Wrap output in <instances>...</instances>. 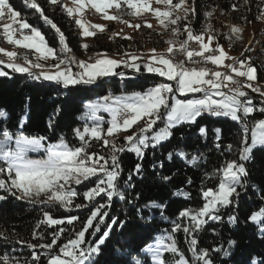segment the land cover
Returning <instances> with one entry per match:
<instances>
[{"label": "snow or ice", "instance_id": "obj_1", "mask_svg": "<svg viewBox=\"0 0 264 264\" xmlns=\"http://www.w3.org/2000/svg\"><path fill=\"white\" fill-rule=\"evenodd\" d=\"M22 2L38 20L55 31L60 47L58 50L49 47L41 30L31 25L10 0H0V36L8 45L14 46L12 51L0 47V54L7 58H0V77L11 79L10 73L24 74L34 82H49L65 90L76 86L100 87L98 82H104L105 78H144L145 73L164 78V81H153L144 91L130 94L113 95L109 92L95 102L84 104V111L78 119L85 123L82 128L73 129V136L79 142L75 146L70 145L63 134L56 142H50L47 136L25 133L24 126L30 118V97L15 132L7 127L9 113L0 109V193H3L0 194V202L11 197L15 201L41 206L42 218L35 225L32 240L43 241L45 233L53 226H72L71 231L67 227H58V230L48 233L50 243H33L24 239L13 241L6 230H0V241L15 243L29 250L26 257L15 248L0 250V264H217L218 259L224 264H264V259L255 255L238 261L235 258L237 241L234 239L227 241V247L221 243L206 248L199 242V235L204 231L210 230L213 237H218L220 233L212 225L223 226L225 223L234 230H238L241 224L244 227L251 224L256 234L264 239V195L260 194L264 187L250 182L247 167L254 162V153L264 150V118L255 119L256 114L264 117V84L258 81V67L252 56L245 55L255 51L250 45L256 41L249 40V46L240 57H232L220 42L225 36L230 42L242 41L244 28L231 25L227 34L220 33L209 22L214 15L213 8L205 12L206 23L197 30L196 0H177L176 3L173 0H156L157 4L165 6L163 11L159 7H151L148 0H45L53 12L60 11L70 18L81 30L78 35L84 38L106 30V25L91 24L83 18L93 9L102 13L107 21L125 24L128 21L122 20L123 15L141 17L151 11L163 31L171 33L172 38L165 41L168 47L162 53H158L156 48H152L151 55L147 56L124 51L118 52L120 58L117 59L97 52L86 60H78L72 55L64 32L45 14V7L39 0ZM241 8L250 12L251 0L230 5L233 12ZM256 9L255 19L264 20V0H258ZM109 10L115 14H110ZM220 14L224 15V12ZM241 19L248 24L253 23L247 15ZM142 25L152 28L147 18L142 23L129 24L134 30ZM158 34L163 35V32ZM117 35L120 32L113 33L109 39ZM181 36L184 38L179 39ZM122 38L133 39L131 36ZM81 47L87 51L90 45L84 43ZM15 49L30 50L38 55L34 61L27 52ZM49 58L55 63L47 67L54 71L44 70L46 65L40 62ZM189 94L192 98H187ZM60 111L57 107L49 114L47 127L50 132ZM101 112L107 113L109 118L106 120L98 115ZM205 115L234 122L238 126L235 132L238 146L234 147L233 143L225 146L222 129H212V150L226 158L219 168L203 173L204 181L217 183L214 188L205 189L202 182V207L181 210L176 219L170 221L171 230L155 237L154 243L143 249L131 244L127 245L126 251L124 245L118 249L119 240L109 245L114 234L123 235L130 225L152 229L157 214L161 220L169 219L165 215L166 204L155 201L140 203L141 193L135 191L136 182H142L148 171L162 182H170L171 175H162L165 160L154 161L148 169L145 168L144 160L149 150L154 156L155 150L171 141L175 129L197 126ZM195 135L207 141V125H199ZM180 138L185 139L183 134ZM118 140L122 142L118 143ZM97 147L101 151H96ZM125 153L134 154L137 161L126 177L121 166V157ZM202 155H192L189 159L185 150L176 148L168 151L165 159L169 164L179 160L186 166H195ZM227 155L235 158L228 159ZM192 183L189 177L187 184ZM249 189L259 197L262 206L241 221L232 210L239 207L242 195ZM172 195L188 198L190 193L178 189ZM77 197H82V200L75 202ZM97 197L106 198V202L100 203ZM116 202H124L134 213V220L127 212L123 217L110 215ZM73 208L87 209L89 214L84 221L76 215L64 218L52 215L53 209L71 211ZM225 209L230 211L226 214ZM78 221L81 226L77 230L75 222ZM42 227L44 231H37ZM66 232L68 239L58 244ZM179 232L184 234L190 257L178 247L175 237ZM57 248L58 252L55 251ZM141 251L146 254L143 260L139 258Z\"/></svg>", "mask_w": 264, "mask_h": 264}, {"label": "trees", "instance_id": "obj_2", "mask_svg": "<svg viewBox=\"0 0 264 264\" xmlns=\"http://www.w3.org/2000/svg\"><path fill=\"white\" fill-rule=\"evenodd\" d=\"M14 8L21 12L22 16L27 21L38 27L49 47L59 49L58 37L55 31L50 26L45 25L41 20H38L33 12L25 7L22 0H10ZM40 4L45 7V14L53 19L54 23L64 32L67 38L68 46L72 49V53L82 52L79 41H81L78 35L79 28L70 21L64 13L60 11L53 12L50 6L46 5L45 0H39ZM242 3V0H196V7L198 12V20L195 23V28L199 30L205 23L203 13L210 9H217L223 11L233 21L239 24H246L247 22L242 20L241 17L247 15L248 20L251 18V14H257L256 4L258 0H251V11H247L241 8L238 12L230 10L231 3ZM112 27V25H111ZM109 26V30L112 28ZM106 34H98L94 36L93 40L89 42L90 48L86 51L90 55L101 52V53H117L118 48H122L121 40L114 39L111 43L105 39ZM184 36H182V39ZM161 41V40H159ZM4 39L0 36V44H4ZM222 44L231 46L234 51L237 52L236 47L230 42L227 37L221 39ZM161 42L153 41L154 48L162 47ZM112 45V46H111ZM113 45H116L113 47ZM18 52H27L30 59L36 60L34 54L30 50L19 49ZM245 55H249L245 53ZM241 56V54H240ZM239 56V57H240ZM3 57V56H0ZM258 67V79L260 82H264V60L260 55L252 58ZM18 62L23 63L22 60ZM41 63L50 65L55 61H40ZM6 71H10L5 69ZM35 71H40L36 69ZM11 79L6 77H0V109H6L9 113L7 120V127L12 132L17 130V125L20 116L24 112L25 103L27 98L30 97V118L28 123L24 126V131L29 136H47L50 142H56L60 134L65 136V139L70 145H78V140L73 136V129L84 125V121L78 119L84 111V104L92 103L99 98L107 95L111 92L113 95H119L122 92H133V91H144L147 86H151L153 81L160 82L164 81L163 78L157 77L154 74H144V78L137 77L136 79L120 80L119 78H105L104 82L100 83V87L96 85L91 86H76L75 89L65 90L56 85L50 84L49 82H34L28 79L24 74L10 73ZM128 75L132 73L129 71ZM251 94V93H250ZM255 96L254 94H252ZM57 107L61 109L59 115L56 117L54 122L53 130L50 132L47 127V119L49 114L52 113ZM98 115L104 116L107 120V113H98ZM264 118L260 114L255 115V119ZM199 125H207L209 129V139L204 141L198 139L195 135L196 128ZM135 127V126H134ZM219 127L222 129V139L226 146L228 143H233L234 147L238 146V141L235 137L237 125L231 122L227 118H212L205 115L199 120L197 126L188 128L186 126L179 127L174 130V136L170 142H166L162 147L155 150V155H152L151 150L147 154L144 160V166L146 169L149 168L150 164L154 161L165 160V167L162 170V175H171L172 180L168 183L162 182L158 177L148 171L142 182L137 181L135 191L141 193L140 203L146 201H155L157 203L166 204L165 215L169 217L167 221L161 220L159 215H156V220L153 224L152 229H144L140 227H132L131 225L123 235L114 234L112 239L108 242L109 245L115 244L117 240L120 241L116 247L119 249L121 245L125 246L131 244L133 246L143 249L150 244L154 243V238L164 233L166 230L170 231L172 224L170 221L175 220L179 212L185 208H199L202 207L203 200L200 196V188L202 186L207 189L208 187H215L217 183L214 180L204 181L203 173L205 171L212 172L215 168H219L226 157L221 156L218 152L212 150V129ZM131 131V130H130ZM181 134L184 135L185 139L181 140ZM122 142L118 140V143ZM180 148L188 153L189 159L192 155H200L201 159L195 166H186L179 160H175L169 164L166 161V155L168 151ZM101 151L99 147L95 149ZM106 154V153H105ZM255 160L252 163L247 164V167L251 176V183H254L258 187H264V150H257L254 153ZM228 159L235 158V156L227 155ZM136 158L132 153H125L121 157V166L124 170L125 177L129 170H131L135 163ZM191 177L193 180L192 185L187 184V179ZM122 186V182H121ZM78 190H82L80 186H77ZM178 189H183L190 193L188 198L183 196L174 197L172 193ZM86 190V189H83ZM3 194V193H0ZM127 194V193H126ZM264 195V191L260 193ZM82 197H77L75 202H80ZM97 201L105 203V199L97 197ZM262 206V202L259 197L254 193L252 189H249L247 194L242 195L239 207L232 210L235 211L240 220L243 221L252 211L259 210ZM41 206H33L23 201H15L14 198L9 197L6 201L0 202V230H6L10 235V238L15 241L16 239H24L26 241H32L33 243L38 242H51V236L48 234L53 230H58V227H67L69 231L72 230V226L62 225L53 226L49 228L45 233V239L43 241L32 240V233L35 229V225L42 218V212L40 211ZM158 211V210H157ZM227 214L230 210L225 209ZM127 212L130 219L134 220V213L128 208L124 202L114 203L110 215H120ZM87 209H72L71 211L65 209H53L52 215L54 218H64L69 215H76L80 217V221H84L88 215ZM81 226L80 222H75V227L78 230ZM218 229L220 235L213 237L210 230L204 231L199 235V242L201 247L211 248L218 244L223 243L227 247V241L234 239L237 241V247L235 249V258L238 261L249 259L251 256H259L264 259V239H261L255 231L253 225L249 224L244 227L240 225L238 230H234L229 227L226 223L221 226L219 224L212 225ZM37 231H44V228L38 229ZM176 240L178 247L185 251L186 255L190 257V253H187V245L185 244V237L182 232L176 234ZM68 239V233L62 235L61 239L57 241L58 244L66 242ZM17 249L18 252H23L24 256L28 255L27 249L21 248L15 243L6 244L0 241V250ZM39 251V250H38ZM58 252V248L55 249ZM18 254V253H14ZM146 254L141 251L140 257L142 260ZM42 259H44L42 257ZM217 264H224L222 260H217Z\"/></svg>", "mask_w": 264, "mask_h": 264}, {"label": "rangeland", "instance_id": "obj_3", "mask_svg": "<svg viewBox=\"0 0 264 264\" xmlns=\"http://www.w3.org/2000/svg\"><path fill=\"white\" fill-rule=\"evenodd\" d=\"M173 2L176 3L177 0H173ZM148 3L150 4L151 7H159L162 11L165 10V6L162 3L157 4L156 0H148ZM211 10L212 9L207 10V11H211ZM109 12H110V14H115L112 10H109ZM220 13H221L220 10L215 9L214 15L210 18V21H209L212 23L214 29H216L220 33L227 34L229 32V26H231V25H239V26L244 28V31L242 33V41H234V40L231 41L234 44V46L236 47L237 52L233 50L232 46L229 47V45L223 44L225 50L228 51V53L232 57H239L240 54L242 52H244L245 47L249 46L248 45L249 40H254L256 42L252 43L250 45V47L253 48L255 51L248 53V54L251 55L252 58H255L257 55H260L262 60H264V20L257 21L255 19V16L257 14L254 13V14H251V18L249 19V20L253 21V23H251V24H248V23L239 24V23L233 21L232 19H230V17L227 16L225 13H224V15H221ZM204 14H205V12L203 13V17H204ZM83 18L88 23H91V24L106 25V30L104 33L106 34L105 39H107V42L111 43V40H114L116 38L121 40L123 47L121 49L118 48V50L116 51L117 53H115V54L106 53L107 56L114 57L117 59L120 58V55H118V52L122 53L124 51H127L129 53L135 52L137 54H143L145 56L151 55L150 50L152 48H154V46H153L154 40H156V42L157 41L161 42L160 44H162L161 45L162 47L156 48V51L158 53L165 52L166 48L168 47V45L165 41L168 40L169 38H172L170 31H166V32L163 31L162 26L159 25L157 17L151 11L144 13L143 16H141V17L129 16L127 14L123 15L122 20L128 21V24H125V23H122L121 21H116V20L107 21L103 18L102 13H96L94 9L92 10L91 14L86 12ZM145 18H147L148 21L151 23L152 28H148L146 25H142V27L140 29L134 30L132 27L129 26V24L142 23V20ZM205 23H206V21H205ZM111 25H112V27H111ZM109 26L112 28L111 31L109 30ZM0 31H2V29H0ZM80 31L81 30L79 29V32ZM115 32H120V35L114 36L113 39H109V37L113 36V33H115ZM161 32H163V35L158 34ZM97 33L98 34H104V33H100V32H97ZM125 36H131V37H133V39L122 38ZM93 38L94 37L84 38V37L80 36L81 41H79V46H81L84 43L88 44L89 42H91L93 40ZM179 39H182V36L179 37ZM159 40H161V41H159ZM114 46H116V45H113V47ZM0 47H4L9 51L14 50V46L8 45L6 42H4V44H0ZM81 49H82V52H80V53H76V54H75V52L72 53V55H74L78 60H80V59L86 60L88 56L92 55V54L90 55L88 52H86L82 47H81ZM15 50L19 51V49H15ZM36 55H38V54H34V57H36ZM0 56H2V54H0ZM0 58L7 59L6 57H0ZM47 61L51 62L52 59L49 58ZM227 62L228 61H226V63ZM47 70H49V69H47ZM258 81H259V79H258ZM260 83L264 84V82H260ZM125 93H127V92H125ZM195 95L198 96L199 94H195ZM178 98L185 99V97H178ZM187 98H192V94H189V96ZM149 259H150V257H149Z\"/></svg>", "mask_w": 264, "mask_h": 264}, {"label": "crops", "instance_id": "obj_4", "mask_svg": "<svg viewBox=\"0 0 264 264\" xmlns=\"http://www.w3.org/2000/svg\"><path fill=\"white\" fill-rule=\"evenodd\" d=\"M47 69H49L47 66L44 68V70H46V71H54V69H49V70H47Z\"/></svg>", "mask_w": 264, "mask_h": 264}, {"label": "bare ground", "instance_id": "obj_5", "mask_svg": "<svg viewBox=\"0 0 264 264\" xmlns=\"http://www.w3.org/2000/svg\"><path fill=\"white\" fill-rule=\"evenodd\" d=\"M194 46V45H193Z\"/></svg>", "mask_w": 264, "mask_h": 264}]
</instances>
